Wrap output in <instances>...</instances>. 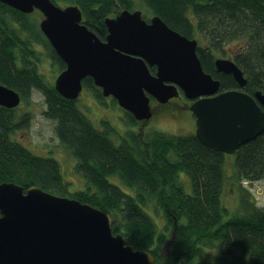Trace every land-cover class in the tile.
I'll return each instance as SVG.
<instances>
[{"label": "trees", "instance_id": "16d2710c", "mask_svg": "<svg viewBox=\"0 0 264 264\" xmlns=\"http://www.w3.org/2000/svg\"><path fill=\"white\" fill-rule=\"evenodd\" d=\"M53 1L77 4L83 22L102 39L108 34L105 17L125 7L144 6L146 13L159 15L182 34L207 41L208 46L202 47L199 40L197 52L204 69L220 79L222 89L238 82L216 69L214 49L223 41L245 37L249 39L247 54H238L236 64L248 79V92L264 91V0ZM35 12L26 13L0 1V83L15 88L22 99L34 89L44 95V114L56 121V133L76 159L75 172L86 183L70 191L58 159L36 154L13 138L31 115H18L17 106L3 105L0 181H16L25 188L39 185L110 212L113 231L123 233L133 248L151 251L157 264H264V205H258L242 184L264 177V132L239 147L229 172L226 155L203 144L194 132L153 129L145 137L140 126L138 131L131 128L120 134L107 119L96 127L78 105V98L60 94L40 71L46 51L60 68L65 62L41 32ZM143 16L149 19L144 12ZM37 45L44 46V52ZM149 68L155 73L156 68ZM83 85L99 103H106L91 76L83 79ZM123 112L126 124L140 125L141 120L131 112ZM116 136L120 141L114 140ZM228 182L238 187L235 207L222 197ZM150 209L163 213L166 223L162 227Z\"/></svg>", "mask_w": 264, "mask_h": 264}, {"label": "water", "instance_id": "95a60500", "mask_svg": "<svg viewBox=\"0 0 264 264\" xmlns=\"http://www.w3.org/2000/svg\"><path fill=\"white\" fill-rule=\"evenodd\" d=\"M0 1L26 13L41 11V32L66 63L53 84L67 98H78L83 79L91 76L104 96L115 97L146 122L153 115L152 98L167 102L182 91L195 99L190 109L196 115L197 138L227 153L264 132V91L221 90L220 79L202 66L198 39L159 15L146 19L141 9L125 7L105 17L108 34L102 39L83 22L77 4ZM214 65L241 87L247 85L233 59L217 57ZM150 66L157 67L155 73ZM20 95L0 83V105L16 107ZM133 247L123 233L113 231L106 210L39 185L25 188L16 181H0V264H157L151 251Z\"/></svg>", "mask_w": 264, "mask_h": 264}, {"label": "rangeland", "instance_id": "374dc122", "mask_svg": "<svg viewBox=\"0 0 264 264\" xmlns=\"http://www.w3.org/2000/svg\"><path fill=\"white\" fill-rule=\"evenodd\" d=\"M139 9H143L142 11L148 18L153 16L150 11L147 13L144 11V6ZM33 14L38 15L37 23H39L42 15L41 12L38 11ZM199 40L202 47L208 46L205 39L199 37ZM248 41L249 39H245V37L223 41L220 45V48L222 49L220 52L225 55L226 51L235 50L236 53L241 52L242 54H247L246 47L248 45ZM40 49L44 52V46H41ZM217 50L219 51V49ZM218 51L214 49L215 57L220 54ZM45 54L48 55L47 51ZM45 54L43 53L39 69L43 72L48 81L54 83L56 76L59 74L58 72H60L62 68H60L58 64L52 63L49 57L45 56ZM105 97L106 103H99L94 93L84 87L77 99V103L92 120V124L98 128L102 125L101 120L107 119L120 134H124L127 129L131 128L138 131L139 124L132 126L125 123V120L128 118L126 113L123 112L124 108L118 103V101L116 100V102H113V96ZM178 101L179 100L175 99L172 103H169L160 109H155L154 116L144 125L142 134L146 137V135H148L151 130L153 131V129H160L175 134H188L190 132L195 133V128L197 126L196 116L192 114L190 109L180 106ZM45 108L46 103L44 95H42V93L38 90L34 89L29 97L22 99L16 108V112L18 115L24 112L30 113L31 118L27 125L18 128L13 135V138L27 146V148L33 150L36 154L48 157L51 156L58 159L59 163H61L62 171L65 176L64 178H66V181L69 184L70 191L83 188L86 181L82 175L75 172L73 167L76 159L61 143L55 130L56 121L44 114ZM114 140L118 142L120 141V138L116 136ZM232 157L233 156H226V165L229 172L233 171L234 163L231 159ZM242 184L251 190L255 198L254 200H256L257 204L262 207L264 205V177L256 180H243ZM222 191L224 202L231 207H235L238 200L237 185H233L228 182L225 184ZM150 211L154 220L158 222V226L162 227L166 223L164 215H162L163 213L160 211H152L151 209ZM168 247L169 245L166 244V248L164 250L166 251Z\"/></svg>", "mask_w": 264, "mask_h": 264}, {"label": "flooded vegetation", "instance_id": "af4514ba", "mask_svg": "<svg viewBox=\"0 0 264 264\" xmlns=\"http://www.w3.org/2000/svg\"><path fill=\"white\" fill-rule=\"evenodd\" d=\"M198 46H199V40H198V44H197ZM37 47H41V45H37ZM223 48V47H222ZM217 49H219V51L217 50ZM217 49H215L216 51H218V53H220L218 56H216L215 57V59L217 58V57H222V58H230V59H233L235 62H236V60H235V57L237 56V54H240V53H236L235 52V50H229V51H226V53H225V55H223L220 51L222 50L220 47H218ZM46 56V55H45ZM49 57V59H50V61H52V58L50 57V56H48ZM215 59H214V62H215ZM215 64V63H214ZM66 67V63H65V66L62 68V69H64ZM154 68H156V70H157V67L156 66H153ZM215 67H216V65H215ZM216 69H217V67H216ZM220 73H225V72H223V71H220L219 69H217ZM156 72V71H155ZM229 74V73H228ZM222 87V86H221ZM230 88H237V89H242V90H245L246 92H248L247 90H246V86L245 87H241L240 85H236V86H234V87H230ZM230 88H223V89H230ZM222 88H221V90H223ZM249 93H251V92H249ZM251 94H254V92L253 93H251ZM179 100L178 102H179V104H180V106H182V107H184V108H186V109H190V105H191V103L195 100V99H192V98H188L182 91L180 92V94L178 95V96H176V97H172L171 99H169L167 102H159V101H156V100H154V98L153 99H151L152 101H151V106H152V110H153V115H152V117L154 116V114H155V109H157V108H161V107H164V106H166L167 104H169V103H172L174 100ZM257 101L259 102V100L257 99ZM260 103V102H259ZM262 106V108L264 109V106L263 105H261ZM191 110V109H190ZM192 114H194L193 112H192ZM194 116H196L195 114H194ZM196 118V117H195ZM151 120V119H150ZM140 122V125H139V127L141 126V128L143 129V127H144V125L148 122V121H146V122H142V121H139ZM204 144V143H203ZM207 146V145H206ZM209 147V146H208ZM211 148V147H210ZM212 149H214V148H212ZM214 150H216V149H214ZM238 150H239V147H238V149H236L234 152H232V153H227V152H224V151H221V152H223L226 156H233L231 159L232 160H235L234 158L236 157V153L238 152ZM216 151H220V150H216ZM156 263H157V261H156Z\"/></svg>", "mask_w": 264, "mask_h": 264}]
</instances>
